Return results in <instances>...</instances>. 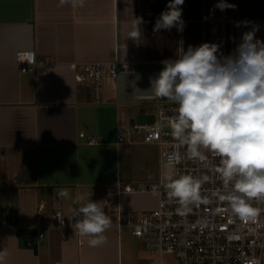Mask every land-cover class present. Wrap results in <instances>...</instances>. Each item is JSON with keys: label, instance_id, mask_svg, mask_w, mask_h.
I'll return each mask as SVG.
<instances>
[{"label": "crops", "instance_id": "1", "mask_svg": "<svg viewBox=\"0 0 264 264\" xmlns=\"http://www.w3.org/2000/svg\"><path fill=\"white\" fill-rule=\"evenodd\" d=\"M168 2L86 0L73 8L58 7V0H0V206L14 204L19 223L34 225L41 205L70 211L72 200L56 195L61 188L73 197L91 193L101 205L115 200L124 211L156 208L158 196L151 192L111 196L117 183L158 179L157 146L143 143L141 132L128 126L131 117L155 116L158 105L167 103L146 98L149 78L161 70V61L175 58L180 41L185 50L217 43L229 55L254 25L264 40V0H227L236 7L224 11L214 7L219 0H185L183 31L154 32ZM134 18L143 21L136 41L127 39ZM245 21L250 23L236 26ZM23 50L34 53L32 72L21 73L15 61ZM114 60L133 62V71L99 89L75 80L74 64ZM119 128L125 130L121 141ZM105 235L106 244L91 248L73 228L49 229L30 248L2 227L0 250L7 251V264L158 263L129 228L111 225Z\"/></svg>", "mask_w": 264, "mask_h": 264}, {"label": "clouds", "instance_id": "2", "mask_svg": "<svg viewBox=\"0 0 264 264\" xmlns=\"http://www.w3.org/2000/svg\"><path fill=\"white\" fill-rule=\"evenodd\" d=\"M185 0H169L153 27L154 32L183 31L182 5ZM86 0H58V7L70 4L83 7ZM221 11L236 6L219 0L214 6ZM141 18H134L127 39H141ZM250 22H237L247 26ZM259 26L242 34L241 42L229 55H224L217 43L199 46L180 41L175 58L161 61L162 68L149 78L151 100L174 105L167 126L173 140L184 149L183 158L199 162L207 168L209 155L218 158L211 169L222 188L205 194L204 185L214 182L207 174L191 175L178 171L182 158L170 156L161 179L169 203L176 212L186 216L193 206L218 200L237 219L255 222L264 203V40L256 37ZM145 97H140L144 99ZM161 129L157 125V130ZM153 196L161 195V185L151 187ZM56 195L72 200L70 208L74 231L87 238L91 248L107 243L105 233L112 219L100 202L77 192L73 197L67 188ZM87 198V203H82ZM8 253L0 250V264H7Z\"/></svg>", "mask_w": 264, "mask_h": 264}, {"label": "built area", "instance_id": "3", "mask_svg": "<svg viewBox=\"0 0 264 264\" xmlns=\"http://www.w3.org/2000/svg\"><path fill=\"white\" fill-rule=\"evenodd\" d=\"M15 61L21 73L32 72L36 65L33 51H18ZM133 62L114 60L109 62L91 61L74 64L75 80L89 82L95 89L113 83L120 73L131 72ZM97 102V101H96ZM174 105L159 104L154 122L146 125H134L133 131H140L143 143L154 144L158 148L159 160L166 165L168 158L179 153L182 157L177 164L178 171L191 175L207 174L214 182L204 185L205 194L221 189L212 167L218 164V158L209 155L208 167L199 162L183 158L184 149L171 137L167 118L172 115ZM157 125L161 129L157 130ZM125 135L123 128L117 129L116 139L121 141ZM82 136V134H80ZM94 140L89 139L92 143ZM153 183L116 184L111 196L120 192H151L154 184L161 185L156 208L142 211H124L118 204L104 202L101 207L111 217L116 228H129L131 234L141 240L144 249L158 255L157 264H264V212L255 222H245L234 217L226 210V205L213 200L207 205L193 206L186 216L176 212L177 205L169 203L162 188L161 172ZM264 210V203L256 205ZM14 231L21 244L34 248L45 237L49 229H74L70 211L61 208L45 211L41 205L36 212V223H19L14 204L5 208L0 206V228ZM170 259L164 261L163 257Z\"/></svg>", "mask_w": 264, "mask_h": 264}, {"label": "water", "instance_id": "4", "mask_svg": "<svg viewBox=\"0 0 264 264\" xmlns=\"http://www.w3.org/2000/svg\"><path fill=\"white\" fill-rule=\"evenodd\" d=\"M154 122V115H136L128 120V126L133 129L134 125H146Z\"/></svg>", "mask_w": 264, "mask_h": 264}, {"label": "rangeland", "instance_id": "5", "mask_svg": "<svg viewBox=\"0 0 264 264\" xmlns=\"http://www.w3.org/2000/svg\"><path fill=\"white\" fill-rule=\"evenodd\" d=\"M157 162V164H158V160H157V158H156V161H154V163H156ZM164 166H165V164H163L160 160H159V167H160V169L162 168V169H164ZM115 204V200H113V203H112V205H114ZM100 206H101V204H100ZM140 211H142V210H140ZM138 241H139V239L138 238H136ZM150 255L149 256H152L153 258H156L157 259V261H158V255L156 254V253H154V252H148ZM168 259H170V257L169 256H164L163 257V260L164 261H166V260H168Z\"/></svg>", "mask_w": 264, "mask_h": 264}]
</instances>
